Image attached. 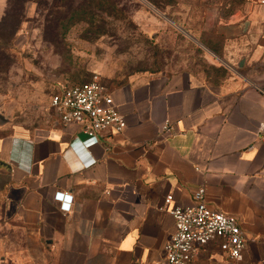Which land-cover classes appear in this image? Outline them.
<instances>
[{
	"label": "crops",
	"instance_id": "obj_1",
	"mask_svg": "<svg viewBox=\"0 0 264 264\" xmlns=\"http://www.w3.org/2000/svg\"><path fill=\"white\" fill-rule=\"evenodd\" d=\"M208 1L206 29L241 56L231 77L178 72L110 90L127 123L121 134L89 138L55 111L58 123L37 142L0 134L7 211L36 264L47 255L55 264L157 261L175 231L169 208L192 205L198 187L240 217L247 249L232 262L210 243L194 264H264V6ZM58 192L73 196L70 212Z\"/></svg>",
	"mask_w": 264,
	"mask_h": 264
},
{
	"label": "rangeland",
	"instance_id": "obj_2",
	"mask_svg": "<svg viewBox=\"0 0 264 264\" xmlns=\"http://www.w3.org/2000/svg\"><path fill=\"white\" fill-rule=\"evenodd\" d=\"M13 1L22 13L15 33L5 18L9 0L0 3V115L7 119L0 134L15 130L37 142L58 123L51 98L61 85L95 74L112 90L178 72L221 81L239 67L237 49L206 29L213 1ZM6 186L0 173V264H36L25 229L7 211Z\"/></svg>",
	"mask_w": 264,
	"mask_h": 264
},
{
	"label": "built area",
	"instance_id": "obj_3",
	"mask_svg": "<svg viewBox=\"0 0 264 264\" xmlns=\"http://www.w3.org/2000/svg\"><path fill=\"white\" fill-rule=\"evenodd\" d=\"M244 1L264 6V0ZM51 107L64 125L80 126L89 138H96L107 130L121 134L127 128L110 89L97 74L88 82L62 84L51 98ZM262 136L264 138V131ZM205 196V187H198L193 193L192 205L175 203L169 208L175 231L165 245L163 258L151 263L133 261L130 264H194L199 250L210 243H218L229 261L241 260L247 249V238L240 217L217 209ZM55 199L61 202L62 211H71L72 195L58 192ZM172 203V197L167 195L165 204Z\"/></svg>",
	"mask_w": 264,
	"mask_h": 264
},
{
	"label": "trees",
	"instance_id": "obj_4",
	"mask_svg": "<svg viewBox=\"0 0 264 264\" xmlns=\"http://www.w3.org/2000/svg\"><path fill=\"white\" fill-rule=\"evenodd\" d=\"M25 3V2H24ZM15 5H16V3H15ZM14 1L13 0H9V8H11V9H9V11L8 12H6V14H5V18H6V16L8 17V19H11V20H14V22L12 23V29L14 30V33L17 31V29L19 28V18L21 17L22 18V13H17L16 12V10H15V8H14ZM12 6H13V8H12ZM4 18V19H5ZM0 30H1V28H0ZM13 33V32H12ZM1 36H5V34L4 33H2L1 31H0V42H2V41H4L2 38H1Z\"/></svg>",
	"mask_w": 264,
	"mask_h": 264
},
{
	"label": "water",
	"instance_id": "obj_5",
	"mask_svg": "<svg viewBox=\"0 0 264 264\" xmlns=\"http://www.w3.org/2000/svg\"><path fill=\"white\" fill-rule=\"evenodd\" d=\"M6 122H7V119L4 116L0 115V126L6 124ZM0 164H3L4 165V163L1 160H0Z\"/></svg>",
	"mask_w": 264,
	"mask_h": 264
}]
</instances>
